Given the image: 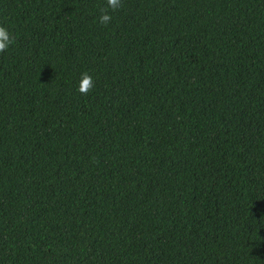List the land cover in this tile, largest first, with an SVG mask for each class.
Wrapping results in <instances>:
<instances>
[{
    "label": "trees",
    "instance_id": "1",
    "mask_svg": "<svg viewBox=\"0 0 264 264\" xmlns=\"http://www.w3.org/2000/svg\"><path fill=\"white\" fill-rule=\"evenodd\" d=\"M122 4L0 0V264H264V0Z\"/></svg>",
    "mask_w": 264,
    "mask_h": 264
},
{
    "label": "clouds",
    "instance_id": "2",
    "mask_svg": "<svg viewBox=\"0 0 264 264\" xmlns=\"http://www.w3.org/2000/svg\"><path fill=\"white\" fill-rule=\"evenodd\" d=\"M106 6L100 8L98 23L107 26L112 21L111 12H116L123 7L122 0H105ZM15 43L13 33L5 26L0 25V53H6ZM95 86L93 77L88 72L81 74L77 85V92L82 96H87L91 93Z\"/></svg>",
    "mask_w": 264,
    "mask_h": 264
}]
</instances>
